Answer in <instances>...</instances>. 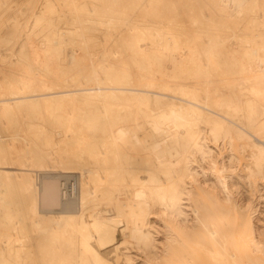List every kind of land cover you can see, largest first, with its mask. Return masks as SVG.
I'll list each match as a JSON object with an SVG mask.
<instances>
[{
    "label": "bare ground",
    "instance_id": "obj_1",
    "mask_svg": "<svg viewBox=\"0 0 264 264\" xmlns=\"http://www.w3.org/2000/svg\"><path fill=\"white\" fill-rule=\"evenodd\" d=\"M262 203L264 0H0V264H264Z\"/></svg>",
    "mask_w": 264,
    "mask_h": 264
},
{
    "label": "rangeland",
    "instance_id": "obj_2",
    "mask_svg": "<svg viewBox=\"0 0 264 264\" xmlns=\"http://www.w3.org/2000/svg\"><path fill=\"white\" fill-rule=\"evenodd\" d=\"M255 197H256V196H255ZM263 205H264V203H262V207H264Z\"/></svg>",
    "mask_w": 264,
    "mask_h": 264
}]
</instances>
